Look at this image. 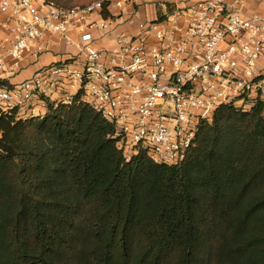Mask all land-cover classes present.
Instances as JSON below:
<instances>
[{"label":"trees","instance_id":"16d2710c","mask_svg":"<svg viewBox=\"0 0 264 264\" xmlns=\"http://www.w3.org/2000/svg\"><path fill=\"white\" fill-rule=\"evenodd\" d=\"M115 134L79 97L0 111V264H264L263 101L220 106L178 165Z\"/></svg>","mask_w":264,"mask_h":264},{"label":"built area","instance_id":"2783aa9c","mask_svg":"<svg viewBox=\"0 0 264 264\" xmlns=\"http://www.w3.org/2000/svg\"><path fill=\"white\" fill-rule=\"evenodd\" d=\"M161 1L64 9L48 0H0V81L11 66L46 53L48 36L75 51L0 88V111L43 117L48 101L79 97L115 127L126 161L144 152L156 164L181 163L220 106L245 111L264 102V14H243L244 0H194L152 17ZM125 25L136 31L117 33ZM111 34L113 45L99 47Z\"/></svg>","mask_w":264,"mask_h":264},{"label":"crops","instance_id":"0c3cea01","mask_svg":"<svg viewBox=\"0 0 264 264\" xmlns=\"http://www.w3.org/2000/svg\"><path fill=\"white\" fill-rule=\"evenodd\" d=\"M229 2H233L234 0H228ZM194 0H162L157 4L156 8L151 7L149 9V13L152 17L155 13H160L161 11H168L171 6H183L185 4H191ZM241 11L245 15H256V14H264V0H244L242 4ZM132 32L136 31L135 25H125L118 29V32ZM116 34H111L107 38H105L102 42L98 44L99 47H110L113 45V40ZM46 44L48 45V50L46 53L40 56L41 61L34 58L23 59L18 66H11L13 62L9 60V66L7 73V81L14 86L24 82L27 79H30L34 73L41 67L47 66L56 62H60L68 57V53H75L74 49L65 45L63 42L59 40L56 36H48L46 37ZM44 59V60H43ZM36 111H39L36 108Z\"/></svg>","mask_w":264,"mask_h":264},{"label":"rangeland","instance_id":"374dc122","mask_svg":"<svg viewBox=\"0 0 264 264\" xmlns=\"http://www.w3.org/2000/svg\"><path fill=\"white\" fill-rule=\"evenodd\" d=\"M42 57V56H41ZM44 60V59H43ZM39 62L41 61V58H39V60H38Z\"/></svg>","mask_w":264,"mask_h":264}]
</instances>
